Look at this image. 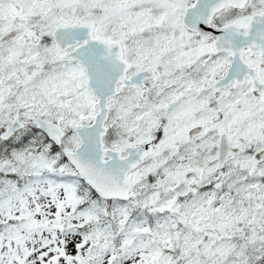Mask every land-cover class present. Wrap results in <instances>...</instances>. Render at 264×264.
<instances>
[{
	"label": "snow or ice",
	"instance_id": "obj_1",
	"mask_svg": "<svg viewBox=\"0 0 264 264\" xmlns=\"http://www.w3.org/2000/svg\"><path fill=\"white\" fill-rule=\"evenodd\" d=\"M0 264H264V0H0Z\"/></svg>",
	"mask_w": 264,
	"mask_h": 264
}]
</instances>
